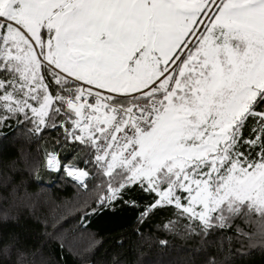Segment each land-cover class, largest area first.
<instances>
[{
    "label": "snow or ice",
    "instance_id": "snow-or-ice-1",
    "mask_svg": "<svg viewBox=\"0 0 264 264\" xmlns=\"http://www.w3.org/2000/svg\"><path fill=\"white\" fill-rule=\"evenodd\" d=\"M13 125L61 130L44 167L100 180L98 205L246 235L237 221L264 225V0H0Z\"/></svg>",
    "mask_w": 264,
    "mask_h": 264
},
{
    "label": "trees",
    "instance_id": "trees-1",
    "mask_svg": "<svg viewBox=\"0 0 264 264\" xmlns=\"http://www.w3.org/2000/svg\"><path fill=\"white\" fill-rule=\"evenodd\" d=\"M62 138L59 129L37 136L22 126L0 128V264H264V225L255 217L237 221L246 235L204 234L198 222L191 232L171 207L138 222L140 207L98 205L100 180L84 188L45 169V150ZM56 148L62 162L71 159V144ZM9 241L14 246L5 252Z\"/></svg>",
    "mask_w": 264,
    "mask_h": 264
},
{
    "label": "rangeland",
    "instance_id": "rangeland-1",
    "mask_svg": "<svg viewBox=\"0 0 264 264\" xmlns=\"http://www.w3.org/2000/svg\"><path fill=\"white\" fill-rule=\"evenodd\" d=\"M69 178H71V177H69ZM72 179V178H71ZM73 180V179H72ZM75 181V180H74ZM75 182H77L78 184H80L78 181H75ZM81 185V184H80Z\"/></svg>",
    "mask_w": 264,
    "mask_h": 264
}]
</instances>
